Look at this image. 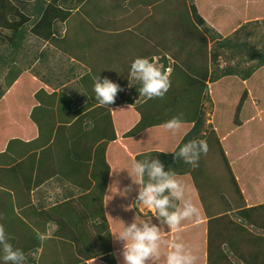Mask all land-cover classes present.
Listing matches in <instances>:
<instances>
[{
	"label": "crops",
	"instance_id": "0c3cea01",
	"mask_svg": "<svg viewBox=\"0 0 264 264\" xmlns=\"http://www.w3.org/2000/svg\"><path fill=\"white\" fill-rule=\"evenodd\" d=\"M26 1L25 8H22L21 12L19 10L16 15L14 13L12 17L15 19L10 20L15 21V27L22 32V37L15 40L16 36H10L6 50H13L15 54H34L35 63L39 59L38 56L44 54L48 47L55 51L52 57L59 58L62 52L68 53L60 47L59 51L50 43L52 37L58 36L62 43L68 42L67 36L72 23L78 26L81 35L90 36L96 44L99 43V37L120 42L122 35L130 32V41L145 40L152 43L151 46L163 55L162 58L174 54L172 47H164V43L171 36L165 39V35L157 37L152 34L154 39H148L147 35V28H150L151 24L154 25L155 19L152 18L163 0H138L136 4H133V0H60L58 4L52 0ZM90 1L91 4L88 5ZM36 3H39L38 7L34 8ZM47 13L54 15L50 28V22L45 19ZM160 20L157 19V26L163 21ZM58 25L60 27L57 29ZM53 26L56 27L54 30ZM31 40L36 42V53L26 48L25 42ZM72 41L76 42V39L73 37ZM16 42H20V48ZM211 43L209 48H212ZM14 45L17 47L14 48ZM239 52L249 56L245 51ZM169 53H172L171 56ZM160 54L151 56L148 52L141 55L149 59L153 57L158 63L156 58H159ZM248 60L252 63L244 68H240L239 64L234 66V62L229 64L230 66L222 67L223 71L232 70V74L228 75L233 80L228 85L224 83L217 87V92L220 93L216 98L206 99L205 93H202V96L198 97L199 104L195 101L196 97L191 100L189 97L187 101L184 100V106H177L173 100L162 105L164 97L158 98L157 105H154L155 110L151 112L152 117L149 118L148 115L154 125L134 136L126 134L141 119L142 112L137 111V107L143 105L147 98L141 95L133 104L126 100L127 96L121 100L120 95H117V102L111 106H102L88 97L86 89H89V81L78 84L77 80L66 82L64 79L65 83H76L88 100L79 103L80 113L66 116L55 124L46 126L48 120L45 121L43 115H35L32 109L40 105V102L31 106L26 117H15V101L11 102L10 108L4 107L5 110L1 106L0 224H3L7 237L15 240L12 242L13 246L25 253L26 264H42L45 251L51 248L47 244L54 245L52 252L55 257L59 254L58 264H118V260L123 264L120 253L125 242H117L113 234L122 231L125 224L130 226L134 222L131 217L160 223L155 218L152 220V214L146 209H137L134 202L139 196V191L135 193L134 189L125 196L117 185H126L127 188V183H131L127 174L131 158L134 159L136 155L146 151L173 153L182 144L193 139L204 140L208 145V152L202 154L199 159L200 164L193 167L182 160H176L175 164L173 163L175 166L171 167L183 172L177 174V178L187 186L186 198L193 201L199 209V215L183 221L178 229L169 231L166 226L163 227V256L160 253L158 260L149 261L148 264H165L164 253L171 250L172 244L180 242L197 257L195 264H264V218L261 219L264 217V210L258 211L264 207V75L263 78L258 76V68L250 74L249 71L257 61ZM132 62L133 60L127 61L121 72H127L125 68ZM77 64L84 67L88 73L92 71L83 62ZM18 65L14 62L6 71L0 66V92L4 93L1 98L9 88L12 92L18 85L16 82L11 86L15 82V73L21 70H15ZM65 67L67 66H59L60 72L57 73L61 74ZM30 69L36 71L38 78L45 81L47 70L41 72L39 68ZM171 69L172 65L170 72ZM246 71L251 77L243 78ZM24 73L28 75L27 71ZM110 74L108 72L107 77L113 80ZM193 75L196 76L195 73ZM76 76L74 74L75 79ZM32 80H37V77H32ZM91 80L95 82L94 79ZM240 80L247 85L243 95L238 88ZM206 83L207 87H210L209 85H218L220 82L207 80ZM224 87L227 94L225 97ZM231 87H237L238 94L235 98L230 91ZM186 95L183 94L180 98L183 99ZM204 98L207 100L204 102L210 103V109H204ZM223 102L229 104L222 105ZM116 107H119L121 114H126V111L134 113L137 121L127 127L117 124L113 113ZM166 108L173 112L171 118L179 116L182 120V127L175 135L163 127L165 122L171 119L163 117ZM97 109L101 110V113L94 119L87 115ZM201 111H204V114H201ZM200 119L201 122H198ZM5 124L7 126H4ZM96 126L100 133L91 132ZM64 156L70 164L63 174L58 173V170ZM83 167L87 173L85 178L82 177ZM165 170H169V167ZM197 175H211L220 180H229L235 196H242V201L233 204L230 200V207L226 210L203 204L204 200L207 201L211 197H197V189L206 182L205 179L199 184L195 178ZM126 177L128 180L125 182ZM60 178H73L74 181L63 184L65 187L62 185V188H55L54 182ZM67 187H71L70 193L63 191ZM214 193L224 194V197L226 194L230 195L221 188L212 191V197ZM173 203L180 204L176 200H173ZM140 204L143 206L142 201ZM70 208L77 214H83L80 222L72 224L69 217L65 220L63 215L71 212ZM60 212L62 215H58ZM238 212L249 223V228L254 230L251 234L256 242L249 243V246L239 237L241 229L236 228V225L240 226V220L236 218ZM138 226L143 228V224ZM75 227L80 230L77 237H82L79 233L86 235L89 232L97 234L100 241H91L87 236L81 238L84 250L79 252L77 243L62 235L66 233L63 228ZM84 228H88V231ZM38 233L46 236L43 242L38 239ZM26 241L27 245L24 246Z\"/></svg>",
	"mask_w": 264,
	"mask_h": 264
},
{
	"label": "rangeland",
	"instance_id": "374dc122",
	"mask_svg": "<svg viewBox=\"0 0 264 264\" xmlns=\"http://www.w3.org/2000/svg\"><path fill=\"white\" fill-rule=\"evenodd\" d=\"M138 0H133V4H136ZM196 2V5L199 9V12L202 14V17L208 21L209 26L214 28L218 33H223L221 26H213L211 19L214 20V14H216L217 11H220V14L224 15L225 21L228 23H231L236 25V29L234 30V33L232 32L229 35H226L224 37H217L214 42L211 43V47L207 49L208 40L213 37H210L209 34L206 32V35H208L207 42L202 38V35L199 34L196 29H194V23L195 20L192 16L191 12V1L189 0H163L162 4L156 9V15L152 18L155 19L154 25H150V28L148 29V39H154L153 35H157V37H163L165 35L166 42L164 43V47L170 46L172 47L175 52L171 56L169 53V56L171 57H164L167 59L168 63H170L169 68H171V65L174 64H181L182 62L180 59L185 55L188 57L189 51H194L199 54L201 57H207V55L211 56V52L213 49L217 48V41L218 40H224L231 39V41H238L239 44H241L243 41H248L251 45L262 48L264 47V0H237L236 3L233 6L229 5H223L226 4V0H216V2H210L208 4L207 0H194L193 3ZM231 3V2H230ZM229 3V4H230ZM242 3V4H241ZM39 3H36L34 8H37ZM91 4V1L88 3V5ZM16 5V7H15ZM27 4L21 3L20 1L12 0V1H0V11L3 10V12L0 14V66H3V70H7L14 62L18 63V66H15V70L21 69L18 73H15V82L11 85L14 86L16 82H18V85L13 88L11 92V88L7 91L6 95L1 98V96L4 93L0 92V107L3 106L6 108H10L11 102L15 101V117H26L28 112L31 109V106L35 104L36 102H40V105H36L32 110L34 111L35 115L41 116L43 115L48 122L46 123V126L49 124H55L60 119H63L66 116H75L74 113L78 114L81 112V110L78 109L79 103L88 100L86 99V96L84 95L83 91L79 90V86L76 83H65L69 82L71 80H77L78 84L80 82L89 81L88 88L86 91L88 92V97L93 101L97 102L95 98V93L93 91L94 83L91 80L94 79V81L100 76L101 80L104 77H107V73L110 72V77L114 80V82L120 84L121 86L126 82L122 76L124 72H121L123 68L125 67V64L127 61H132L137 57L142 56L141 54H151L158 55L157 49L153 48L151 46L152 43H148L145 40H141V42H135L130 41L131 33L125 32L122 35V39L120 42L117 40H110L109 38H101L99 37V43L96 44L95 40H93L90 36H83L79 32V28L75 23L71 24L70 32L67 36L68 42L62 43V41L56 37L52 38V42L50 43L51 46H55L58 50L59 47L63 48V50H67L68 53H63L58 57H52L54 52L53 48H46V52L42 54L41 56H38V61L35 63L34 54H15V51L6 50L8 45L7 39H10V36L12 34H15L11 31V28H4L5 24L8 23L11 19H13L12 15H16L19 10L21 11L22 8H24ZM33 3L31 4V6ZM146 5V4H145ZM6 10V12H5ZM42 10V9H41ZM238 11V12H237ZM24 12V11H23ZM227 14V15H225ZM10 15V16H9ZM39 16V14L37 15ZM244 16V17H243ZM249 16V17H246ZM244 18V19H243ZM157 19H162L160 23H158L157 26ZM60 27V25L57 26V29ZM56 27H52L54 30ZM78 29V30H77ZM83 30V27L80 28ZM73 30V31H72ZM72 32H75L72 33ZM153 34V35H152ZM47 36V34H46ZM228 36V38H227ZM19 38L22 37L21 35H18ZM76 39L75 41H72V38ZM11 40V39H10ZM35 41L31 40L28 42H25L26 48L28 50L35 51L37 50V46L35 45ZM110 46V48H109ZM42 48V47H41ZM160 48V47H158ZM172 49V50H173ZM181 51H178V50ZM220 49V48H217ZM233 48H221L219 56L220 60L216 63L212 62L210 60V57L208 58V61H202L201 65L198 67L201 68L203 72L205 71V68L209 70V73L213 70L220 71L222 70V67L230 66L229 64L234 62V66L236 64L240 65V68H244L249 66L252 62L247 59V56L242 55L239 51L238 53H233L231 56V52H233ZM60 51V50H59ZM188 51V52H187ZM187 52V53H186ZM185 53V54H184ZM161 55V54H160ZM77 56V58L75 57ZM71 57H75V59H71ZM143 57V56H142ZM163 56L161 55L158 60V63L155 62L158 66H162V63L160 59ZM195 59V58H190ZM189 59V60H190ZM156 60V61H157ZM160 61V62H159ZM83 62L88 67L91 68V72H87L84 67H79L77 63ZM210 63V64H209ZM67 66L64 69H62V73L60 72L58 67L59 66ZM14 66V65H13ZM192 66V65H191ZM30 67L39 68L41 72L44 70H47L48 74L47 77H45V81L42 78H38L37 72L32 71ZM193 67V66H192ZM0 68V72H1ZM27 71L28 75L24 72ZM172 71V69H171ZM11 74V73H10ZM74 74L77 75L75 79ZM80 75V77H79ZM37 77V80H32V77ZM11 78V77H10ZM82 78V79H81ZM108 78V77H107ZM235 79H239L237 76H234ZM81 79V80H80ZM233 78L230 76L222 77L216 83L220 82L218 85H209L210 87H206L205 91L203 89V86L200 85H192L191 89L189 91H192V93H187L185 98H176L174 95H165L164 96V102L162 105H165L166 103L170 102V99L175 98L176 105H182L184 106V100L187 101V99L190 96V100L194 97H196L195 101L199 104L198 97L202 96V93H205L206 99H213L216 98L217 95L220 93V91L217 92V87L222 84H227L232 81ZM21 81V82H20ZM48 81V82H47ZM136 81H131V85H133ZM9 85V83H8ZM249 85V83H248ZM202 86V87H201ZM239 90L240 94L243 95L244 89L247 85L243 84L241 80L239 81ZM47 87V88H46ZM56 88H58L56 90ZM123 88V86H122ZM223 94L224 97L227 95L225 87L223 88ZM230 91L233 96V98L236 97V94H238L237 87H231ZM35 92V94H33ZM50 93H53L50 94ZM122 94V93H121ZM200 95V96H199ZM120 97L123 100V95ZM204 98V99H205ZM227 98H229L227 96ZM203 100V106L204 109L209 108L210 103L204 102L207 100ZM117 97L115 102H117ZM158 98H155L147 104L146 109L151 108L154 105H157ZM138 103V102H136ZM227 102H223L222 105ZM208 104V106H207ZM161 105V106H162ZM40 106V107H39ZM88 108V107H87ZM125 109V108H124ZM210 109V108H209ZM5 110V109H4ZM101 113V110L97 109L95 112L93 111L90 114H87L88 116H91V118L97 117ZM114 118L116 119L117 124L132 126L135 121H137V117L132 112H125L126 114H121V112L114 110ZM201 114H204V111L200 112ZM131 116H130V115ZM173 116V112L171 109L166 108L165 113L163 114V117L167 120ZM264 116V115H263ZM155 119V115L153 117ZM258 121V118H257ZM3 123V122H2ZM99 124V122H96ZM8 124V123H7ZM4 126H7L6 124ZM3 126V127H4ZM92 133H100L98 130V127L92 129ZM56 147V144L54 145ZM134 162L129 163V170L131 171L132 166ZM69 161L64 156L62 159V162L60 163V168L58 170V173H65V171L69 168ZM198 164H200V160L198 161ZM2 170H0L1 172ZM195 172V171H194ZM193 172V173H194ZM76 174V173H74ZM117 174V172H116ZM210 174V173H209ZM87 176L86 171L83 167V173L82 177L85 178ZM117 178V177H116ZM196 181L200 184L203 180L206 179V182L204 185H201L200 188L197 189V197L198 195L202 196V198H207V196L211 197L207 201L204 200L203 204H210L212 207H222L224 210L230 207L229 201L231 200L233 204H236L240 201H242V196L237 197L235 191H233L232 186L229 185V180H220L214 177L205 176V175H197ZM73 178H60L59 180H56L54 183L55 188L59 187L62 188V185H67L70 182H73ZM118 182V181H117ZM67 183V184H66ZM63 185V187H65ZM118 187L122 190V194L126 193L124 191V186L122 187L117 183ZM126 188V187H125ZM218 188H221L225 190L230 195L220 194V193H214V197H212L211 193L212 191H217ZM250 190V188L248 189ZM65 193H70L71 187H67L63 190ZM102 193V192H101ZM199 199H201L199 197ZM227 199V201H225ZM206 201V203H205ZM244 202H241L243 204ZM127 206V205H124ZM71 212H68L67 214H64L65 220L68 219L69 221L74 224V222H80L83 218V214L75 211L73 212V209L70 208ZM259 210H264V207L259 208ZM58 210H55V212ZM251 211V210H250ZM130 214V212H129ZM58 215H62L61 212L58 213ZM137 217H131L132 219H136ZM237 220H240V226L236 225V228L241 229L240 232V239L245 240V243L247 246H249V243L256 242L254 240L255 237H252L251 232L254 231L252 228H249L250 225L247 223L243 218L241 213H236ZM264 217H261L263 219ZM246 225H244V224ZM243 225L247 228L245 229ZM243 227V228H242ZM88 231V228H84ZM66 233H62L63 236L66 235L68 240L72 239L70 237H73V234H78V231H80L77 227L70 228V229H64ZM72 231V232H70ZM70 233V237L68 236ZM65 234V235H64ZM82 238H90L91 241L93 240H99V237L92 233L87 232L86 235H82L79 233ZM87 236V237H86ZM9 239V242L12 243L15 241L14 239ZM27 245V241L25 242L24 246ZM51 248H48L47 251H45L44 259H42V264H58L59 259L58 255L55 257V254L53 251V244L49 245ZM243 245V244H242ZM226 251V250H225ZM205 253V251H204ZM63 258V257H61ZM70 259V257H69ZM206 259V257H205ZM60 264V263H59Z\"/></svg>",
	"mask_w": 264,
	"mask_h": 264
},
{
	"label": "clouds",
	"instance_id": "9594fccd",
	"mask_svg": "<svg viewBox=\"0 0 264 264\" xmlns=\"http://www.w3.org/2000/svg\"><path fill=\"white\" fill-rule=\"evenodd\" d=\"M168 72L170 68L163 70L154 59L137 57L130 65L127 79L130 87L131 81L139 82V95L147 99L163 98L171 87ZM93 91L100 105L111 106L124 88L107 77L101 80L99 76L94 82ZM163 127L175 135L182 127V120L175 116L166 121ZM207 152L206 141L193 139L182 144L173 154L176 160L196 167L201 155ZM127 174L132 184L140 186L139 196L134 202L137 209H146L152 214V220L155 218L160 223L141 221L137 217L130 226L125 224L123 230L113 234V237L117 242H125L120 253L123 264H148L149 261L160 258L161 229L165 226L169 231L178 229L183 221L198 216L199 209L190 198H186L187 186L177 178V173L172 167L169 166V170L165 171V163L159 157L153 159L152 154L145 155L134 161L131 171L127 170ZM132 184L125 189L126 192L134 190ZM173 200L179 201L180 204H174ZM139 224H143V228H140ZM37 236L42 242L46 239L42 233ZM196 259L191 250L180 242L171 245V250L166 255V264H195ZM0 264H26L25 253L9 242L3 224H0Z\"/></svg>",
	"mask_w": 264,
	"mask_h": 264
},
{
	"label": "trees",
	"instance_id": "16d2710c",
	"mask_svg": "<svg viewBox=\"0 0 264 264\" xmlns=\"http://www.w3.org/2000/svg\"><path fill=\"white\" fill-rule=\"evenodd\" d=\"M0 1H3L5 3V1H9V0H0ZM10 1H12V0H10ZM16 1H18V2L20 1L21 3L27 2L26 0H23V1L16 0ZM42 1L43 0H40V2H42ZM59 1L60 0H52L53 3H57V4ZM190 1H191L190 7H191L192 16L195 20V23L193 26L194 29H196V31L202 35V38L206 42H207V38H208V35H206V32L209 34L210 37H213L212 40L211 39L208 40L207 49H209L208 47H209L210 42H214V40L217 37H220V36L223 37V36L229 35L232 32L234 33V30H237L236 25H234V24L231 25V23L226 22L224 20L225 19L224 15L220 14V11H217L216 14H214V16H213L214 20L211 19L210 22L212 21L213 26H216V27L221 26L223 33H218L214 28L210 27L208 21L202 17V14L199 12V9L196 5V2L193 3L194 0H189V2ZM213 1L216 2V0H207L208 4L210 2H213ZM236 1L237 0H231L230 1L231 3L227 2L226 4H223V5H229V7H230V6H233L236 3ZM120 4H121V2H120ZM15 7H16V5H15ZM3 10H4V8H3ZM3 10L0 11V14L3 12ZM48 13L46 14L45 19H47V21L50 22V25H48V27L50 28V26L54 22V15H51V13H50V15H48ZM225 15H227V14H225ZM246 17H249V16H246ZM13 19H15V18H13ZM6 27L11 28V31L13 33H15V34H12L11 36H14V37L16 36L17 39H15V40H18L19 39L18 35H21L22 32H20V30H18V27L17 28L15 27V21H13V22L8 21V23L5 24L4 28H6ZM54 35L55 34H53V36ZM52 38H56V37H52ZM227 38H228V36H227ZM16 43L20 48V42H16ZM14 44H15V42H14ZM17 45H14V48H16ZM216 46H217V48H220V49L221 48H233L234 50H236V51L232 50L233 52H231V55H233L234 52L236 53L238 51L247 52L249 54V56H247L248 59H252V60L257 61V63H255L254 66L249 71L250 74L253 72V70L258 68L259 69L258 76H261L263 78V75H264V47L257 48L255 46L251 45L248 41H243L241 44H239V42L237 40L231 41V39H229V38L226 39V41H225V39L224 40H221V39L218 40ZM217 48L213 49V51L211 52V56H210L211 61L214 63H216L218 61V57L220 55V53H218V52H220V49H217ZM178 51H181V50L179 49ZM173 52H175V50H173ZM185 55L180 59V61L182 63L181 64L177 63V64L172 65V71L168 72L169 77H170V81H171V87L165 95H174L178 99L183 94L192 93V91H189V90L191 89V86L194 84H198V85L201 84L203 86V89L205 90L207 87V83H206L207 80H209L210 82H216L220 78L230 76L228 74H232V72H231L232 70L223 71V69L222 70L220 69L219 72L216 70L215 71L213 70L212 72L209 73V70H207V68H205V71L203 72L202 67L199 68L198 66L201 65L203 60L207 62L209 55H207V57H201V56H199L198 53H196L194 51H189L188 57H186ZM190 58H195V59H190ZM150 59H153V57H150ZM160 61L162 63V66H160V67L163 70L167 71V68H169L168 65H170V63H168L167 59H165V58H161ZM130 65H131V63L127 64V66L125 68L127 70V72L123 73V76H122L124 79H126L125 80L126 82H124V84L122 85L124 88V91L118 93V95H121V96L123 95V98H125V96H127L128 98L126 100L128 102H131L134 104L135 101L141 97V95H139V92H138L140 84L138 81H136L133 85H131V87L129 86V81L127 78H128ZM193 73H195L196 76H194ZM248 76L251 77V75H249V73H247V71H246V73L243 75V78L248 77ZM255 76H256V74H254L253 77H255ZM153 99H155V98H152L151 100H153ZM148 100L149 99H147V101H145V103L143 105H140L137 107V111L142 112L141 119L139 120L138 123L133 125L129 131H127L128 133L126 134V136H134L136 134H139V132L146 130L148 127L154 125V123H151L149 118L152 117L151 112L154 111L155 109H154V106H152L149 109H146L147 107H149V106H147V104L149 103V101H151V100H149V101ZM172 100L175 101L176 99L175 98L170 99V101H172ZM116 111H119V107H116ZM148 115H149V118H148ZM198 122H201V119ZM177 150H175V151H177ZM146 152H144L143 154L136 155L134 157V159L131 158V162H134L138 159H141L145 155L152 154L153 159H156L157 157H159L165 163V168L169 167V166L170 167L175 166L174 162L176 161V159L174 158L173 153L157 152V151H149L148 153H146ZM149 163H151V161H149ZM165 171H168V170H165ZM174 171L177 174L183 173L177 169H174ZM121 176H123V175H121ZM127 180L128 179L126 177L125 182ZM130 184H132V181ZM130 184L127 183V187ZM123 186L125 187L126 185H123ZM132 188L136 189L135 193H137V191H139L140 186L139 185L135 186V184H132ZM133 191H131V192H133ZM125 193L127 194L126 191H125ZM67 234H69L68 235L69 237L71 236L70 233H67ZM70 238H72V240H74L77 243L78 250H79V252L82 253V251L84 250V249H82V243H83L81 241L82 237H77V234H74L73 237H70ZM163 252L164 251L160 252L162 256H163ZM167 252L168 251H166V253H164V256H165L164 263L165 264H166Z\"/></svg>",
	"mask_w": 264,
	"mask_h": 264
}]
</instances>
